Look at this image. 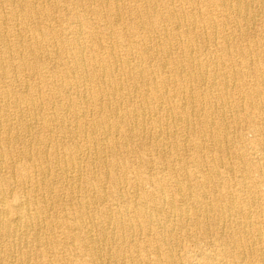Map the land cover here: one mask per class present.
I'll return each mask as SVG.
<instances>
[{
    "label": "bare ground",
    "instance_id": "obj_1",
    "mask_svg": "<svg viewBox=\"0 0 264 264\" xmlns=\"http://www.w3.org/2000/svg\"><path fill=\"white\" fill-rule=\"evenodd\" d=\"M0 264H264V0H0Z\"/></svg>",
    "mask_w": 264,
    "mask_h": 264
},
{
    "label": "rangeland",
    "instance_id": "obj_2",
    "mask_svg": "<svg viewBox=\"0 0 264 264\" xmlns=\"http://www.w3.org/2000/svg\"><path fill=\"white\" fill-rule=\"evenodd\" d=\"M16 27H17V26H14V28H16ZM12 37H13V36H12ZM11 73H13V74H15V73H16V74H17V72H14V71H12Z\"/></svg>",
    "mask_w": 264,
    "mask_h": 264
}]
</instances>
